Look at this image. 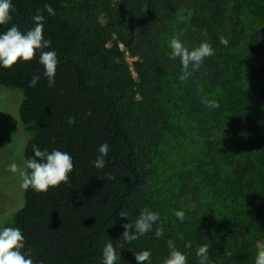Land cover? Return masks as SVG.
I'll use <instances>...</instances> for the list:
<instances>
[{"label": "trees", "instance_id": "obj_1", "mask_svg": "<svg viewBox=\"0 0 264 264\" xmlns=\"http://www.w3.org/2000/svg\"><path fill=\"white\" fill-rule=\"evenodd\" d=\"M12 3L13 19L0 31L12 24L27 31L37 9L53 7L54 16L43 13L51 41L45 50L60 61L53 87L38 53L0 68V88L23 94L24 160L35 145L68 152L74 164L67 184L47 193L24 189V205L0 223L21 229L34 264H102L109 243L116 264H136L143 251L151 252L150 264H164L168 240L187 264H199L196 250L204 245L209 264H255L264 244V0ZM174 37L189 50L205 41L214 49L185 81L180 59L168 58ZM121 45L137 59V80ZM33 75L41 77L36 87L29 86ZM186 116L201 141L168 188L159 183L157 159L186 136L178 120ZM104 139L108 152L97 166ZM144 209L159 221L126 241L123 225H134ZM175 211L185 213L184 222Z\"/></svg>", "mask_w": 264, "mask_h": 264}, {"label": "clouds", "instance_id": "obj_2", "mask_svg": "<svg viewBox=\"0 0 264 264\" xmlns=\"http://www.w3.org/2000/svg\"><path fill=\"white\" fill-rule=\"evenodd\" d=\"M15 12L12 0H0V25L10 24ZM46 12L54 16L55 10L49 5H45L43 12L37 9L32 16L34 26L22 32L15 24H12L7 31H0V68L12 69L19 62L27 63L38 56V63L43 66L44 76L47 78L49 87L55 85V76L59 64V58L55 51H46L51 48V41L44 37V21ZM192 11L187 10V17L191 18ZM206 35V33H204ZM170 60L180 59L182 65V75L178 77L180 81L187 80L191 72L198 70L204 60L214 55V49L208 42H202L198 47L189 50L183 41L174 37L169 45ZM39 75H33L29 83L30 87H36L40 81ZM209 108L218 107L216 101H207ZM99 152L95 156L93 163L102 166L105 163V156L108 152L109 141L101 140ZM34 156L25 161L24 167L12 162L8 166V171L18 173L22 179L21 187L31 188L38 193H47L50 188L59 187L61 184L69 182V176L73 172L74 164L72 156L68 152L53 149L41 150L38 146L32 148ZM174 215L180 222H184L185 213L175 211ZM159 214L148 209L140 212L135 224L126 223L123 225L122 236L128 242L138 239L153 230V225L159 221ZM164 235L163 228L157 227L154 236L160 238ZM25 237L19 227H0V264H34L29 252L25 249ZM170 254L164 264H187V257L182 252L176 250L172 240L167 241ZM186 247H191L186 244ZM208 246H200L196 250L199 264H209ZM150 251H143L135 255L136 264H150ZM118 256L111 243L106 244L103 249L102 264H116ZM255 264H264V251L258 252Z\"/></svg>", "mask_w": 264, "mask_h": 264}, {"label": "rangeland", "instance_id": "obj_3", "mask_svg": "<svg viewBox=\"0 0 264 264\" xmlns=\"http://www.w3.org/2000/svg\"><path fill=\"white\" fill-rule=\"evenodd\" d=\"M121 49L125 54L132 76L137 80L134 70V63L137 59L132 57L123 45H121ZM21 95L23 97L20 91L0 88V223L4 218L11 219L15 212L24 205L22 179L18 173L14 174L8 171V166L12 162L17 163L20 167H24L25 164L23 156L27 134L25 135L19 120V108L23 101ZM178 120L185 127L186 136L174 148L163 150L160 158L157 159L160 172L159 183H166L165 187L168 188L172 186V183L168 182L170 175L175 176L181 172L182 163H185L187 156L197 151L201 141V137L195 131L194 124L187 116L179 117ZM196 146L197 148H195ZM176 160L179 164H176V168L171 169L175 164L172 162ZM260 251H264V244L258 246L257 254Z\"/></svg>", "mask_w": 264, "mask_h": 264}]
</instances>
